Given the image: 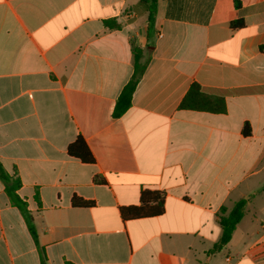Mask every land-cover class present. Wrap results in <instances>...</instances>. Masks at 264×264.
Here are the masks:
<instances>
[{
  "label": "crops",
  "instance_id": "0c3cea01",
  "mask_svg": "<svg viewBox=\"0 0 264 264\" xmlns=\"http://www.w3.org/2000/svg\"><path fill=\"white\" fill-rule=\"evenodd\" d=\"M238 1L156 0L148 35L139 0H0V163L48 264H264V0ZM133 48L146 68L113 118ZM192 83L225 110L180 109ZM78 136L93 163L68 155ZM145 190L163 213L122 218ZM0 264H40L1 180Z\"/></svg>",
  "mask_w": 264,
  "mask_h": 264
},
{
  "label": "trees",
  "instance_id": "16d2710c",
  "mask_svg": "<svg viewBox=\"0 0 264 264\" xmlns=\"http://www.w3.org/2000/svg\"><path fill=\"white\" fill-rule=\"evenodd\" d=\"M140 4L144 6V10L147 12V33L150 35L156 14V0H139ZM235 8H240L238 0L234 2ZM105 23L111 27H115L111 21H105ZM231 28H239L243 26L242 19L231 20L229 22ZM142 52L133 48V72L129 81L122 88L119 93L115 104L112 116L118 118L124 114L131 105V99L133 92L137 86L139 79L141 78L145 68L146 62H143ZM180 109H193V110H205L210 112H223L225 110L224 100L218 96H212L204 93L200 86L196 83H192L182 98ZM249 133V127L246 125L244 128V134ZM67 153L69 156L77 158L84 163H93L94 159L85 144L82 137L78 136L75 141L67 146ZM0 180L4 185V190L9 198V201L15 206L25 219L27 223L28 231L31 235L35 246L39 252L40 264H48L43 249L39 246L37 234L35 228L31 224V216L26 209V204L19 198L17 190L20 187L18 178L10 177L3 169L0 163ZM140 205L136 207L121 208L120 214L122 218L135 219L161 215L163 213L164 194L159 191L145 190L140 193ZM246 199H240L234 203V205L228 210L225 207H221L218 212V223L221 228V235L218 241L209 250V254L216 253L224 245L228 243L231 235L244 215V209L246 205ZM71 204L74 207H91L93 203L86 201L78 197L71 199Z\"/></svg>",
  "mask_w": 264,
  "mask_h": 264
}]
</instances>
